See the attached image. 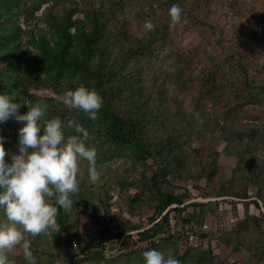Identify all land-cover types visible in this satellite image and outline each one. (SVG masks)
Segmentation results:
<instances>
[{
  "label": "rangeland",
  "instance_id": "rangeland-1",
  "mask_svg": "<svg viewBox=\"0 0 264 264\" xmlns=\"http://www.w3.org/2000/svg\"><path fill=\"white\" fill-rule=\"evenodd\" d=\"M95 1L0 0V84H10L13 93L19 92V98H23L19 108L21 113L28 110L26 106L35 104L32 99L48 102L50 111L64 121L65 142L81 141L75 134L76 128L68 126L71 110L61 99V89L66 90L70 78H58L51 73L48 80L45 79V74L37 67L40 50L32 45L31 36L50 37L52 18H62L67 6L73 8L75 16L84 19L89 3ZM123 1L132 8L142 3L140 5L149 8L155 18L167 23L164 48L183 65H190L192 77L204 67L213 69L216 61L229 52L230 42L238 35L241 38L239 50L248 62V70L257 76L256 84H264V0H233V4L228 0H209L191 5L190 14L183 15L175 26L169 23L170 0ZM133 15L128 17L129 31L140 35L146 31L145 22L151 19ZM138 65V60L130 61L126 72L130 73ZM144 68L142 65L139 80L151 91V75L149 69ZM124 74L120 75L118 86L114 88L117 92L127 91V85L132 82L129 75ZM116 103L119 114L130 110L128 100L121 99ZM203 108L206 114L233 131L253 155L264 160V94L230 111L205 97ZM46 118L51 117L47 114ZM21 123L14 117L0 122V135L5 137V159L19 152ZM79 129L88 136L87 142L81 141L83 146L97 153V166L102 175L97 181H90L86 166H82L78 177L94 197L86 207L81 204L70 217L64 218L62 228L57 226L56 230L62 235L53 238L50 247L52 237L42 239L43 234L48 233L26 234L33 253L37 254V264H66L65 259L72 254L77 256L78 264H121L131 254H142L149 248L172 252L177 258L209 248L211 264H264V207L260 200L264 198V183L246 178L232 180L237 158L224 152L226 141L209 136L200 141L192 132L187 134V130L182 137L181 149L182 168L188 170L189 175H183L181 179L169 175V184L163 185L181 203L176 201L157 213L161 199L150 191V185H146L157 167L150 161L143 166L129 159L112 142L95 137L89 127ZM154 133L148 125L146 136L152 138ZM209 146H214L218 152L211 183L206 181L207 171L201 167L202 156ZM233 190H237V197L232 195ZM177 207L180 210H176ZM202 212V223L195 218H190L188 224L182 220L184 213L196 216ZM164 214L167 224L162 218ZM161 220L162 228L155 232L153 224ZM162 232L163 236L160 235ZM203 234L207 238L202 237ZM36 237L39 239L34 241ZM66 240L70 241L65 243ZM208 240L210 247H207ZM79 242L84 243L83 249L57 253L58 246H78ZM131 242L140 246L129 249ZM99 246H103V256L88 255L89 251L100 249ZM21 254L19 247L9 252V264H19L16 258L20 261Z\"/></svg>",
  "mask_w": 264,
  "mask_h": 264
},
{
  "label": "trees",
  "instance_id": "trees-1",
  "mask_svg": "<svg viewBox=\"0 0 264 264\" xmlns=\"http://www.w3.org/2000/svg\"><path fill=\"white\" fill-rule=\"evenodd\" d=\"M208 1L170 0V3L179 4L183 15L188 16L191 5ZM228 1L233 4V0ZM140 4L132 8L123 0H97L89 3L84 19L75 16L73 8L67 6L63 9L62 18H52L50 37L43 34L31 36L32 45L40 50L37 67L45 74V79L48 80L51 73L58 78L67 76L70 82L66 84V89L83 86L86 91L94 92L102 101L103 108L98 123L91 124L83 118H76L78 127H89L95 137L112 142L129 159L143 166L150 161L157 167L151 178L147 179L149 184H146L150 185V191L161 199L157 213L176 201L181 203L177 196L163 185L169 184V175L177 179L189 175L188 170L182 168L181 149L182 137L187 130V134L192 132L200 141L209 136L227 142L224 152L237 158L232 170V180L246 178L264 183V160L253 155L252 150L246 148V144L233 131L206 114L203 108L205 97L230 111L264 94V84H256L257 76L248 70V62L242 56L243 51L239 50L241 38L235 35L228 46L229 52L223 59L216 61L213 69L204 67L199 74L192 77L190 65H183L175 55L164 48L168 35L167 23L155 18L149 8ZM130 15L151 19L155 27L150 31L146 29L140 35L134 34L128 27ZM133 60H138L139 65L133 68V71L130 70V73L126 72L128 64ZM142 65L146 67L144 69H149L148 73L152 79L151 91L146 90L147 87L140 83ZM122 73L129 75L132 82L127 85V91L117 92L114 88H117ZM0 91L10 94L20 104L23 103V98L18 96L19 92L13 93L14 89L10 84H0ZM61 91L65 90L62 88ZM121 99L128 100L130 110L119 114L116 102ZM32 101L36 103V100ZM45 104L48 105V102ZM47 114L50 117L56 116L49 107ZM70 117L73 118L72 111ZM148 125L155 132L152 138L145 134ZM217 156L218 152L214 146H209L202 156L201 167L207 171L205 177L208 183L214 179ZM77 179L80 184L79 197L78 201L74 202L71 214L81 204L86 207L94 197L93 192L85 187L83 180L79 177ZM232 195H238L237 190H233ZM260 200L264 207V198ZM253 203L259 207L257 201ZM175 209L180 210L179 207ZM71 214H60L56 226L62 228L64 218L67 219ZM199 214L195 216L184 213L182 220L188 224L190 218H195L202 223L204 212ZM162 218L167 224L166 214ZM161 223L162 220L153 224L155 232L161 230ZM61 233L52 231L50 234H43L42 239L52 237L50 247L53 238H59ZM202 237L207 238L205 234ZM38 239L39 237H36L33 240ZM68 241L70 240L65 243ZM207 247H210L209 240ZM99 248L89 251L88 255L103 256V246ZM211 252L207 248L206 251L183 255L178 259L182 264H211ZM34 255L37 257V254ZM19 259L20 261L16 258L19 264H28L23 254ZM143 259L142 254H131L129 259L122 260L124 263L121 264H143ZM114 260H117V257ZM64 263L78 264L77 256L72 254Z\"/></svg>",
  "mask_w": 264,
  "mask_h": 264
},
{
  "label": "clouds",
  "instance_id": "clouds-1",
  "mask_svg": "<svg viewBox=\"0 0 264 264\" xmlns=\"http://www.w3.org/2000/svg\"><path fill=\"white\" fill-rule=\"evenodd\" d=\"M169 23L175 26L183 18V9L172 4ZM155 27L151 20L145 28ZM61 99L72 111L68 126L76 128V136L87 142L88 136L76 124L83 118L98 123L103 103L83 86L66 89ZM13 96L0 91V122L14 117L22 122L18 130L19 152L5 159V137L0 135V264H9L8 253L19 247L28 264H37L26 234L51 233L58 229L60 214L69 215L78 201V175L86 166L90 181H97L102 172L97 166V153L88 151L81 141L65 142L64 121L46 118L48 105L36 102L26 112ZM115 253H108L114 255ZM143 264H182L172 252L149 248L142 252Z\"/></svg>",
  "mask_w": 264,
  "mask_h": 264
},
{
  "label": "built area",
  "instance_id": "built-area-1",
  "mask_svg": "<svg viewBox=\"0 0 264 264\" xmlns=\"http://www.w3.org/2000/svg\"><path fill=\"white\" fill-rule=\"evenodd\" d=\"M160 235L163 236L164 232H162ZM139 246H140L139 243L131 242L128 247L129 249H137ZM83 247H84V243L79 242L78 246H58L56 249L58 254H65L67 251L74 252L77 250V248L83 249Z\"/></svg>",
  "mask_w": 264,
  "mask_h": 264
}]
</instances>
